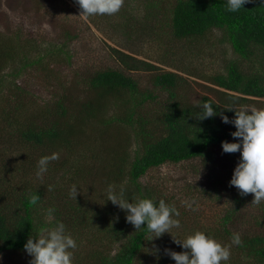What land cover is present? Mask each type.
Returning a JSON list of instances; mask_svg holds the SVG:
<instances>
[{
	"label": "trees",
	"instance_id": "16d2710c",
	"mask_svg": "<svg viewBox=\"0 0 264 264\" xmlns=\"http://www.w3.org/2000/svg\"><path fill=\"white\" fill-rule=\"evenodd\" d=\"M73 2L79 8L76 0ZM154 14L165 22L167 33L175 40H197L218 29L235 57L225 63L222 72L201 75L190 66L187 69L170 64L171 69H165L108 46L111 57L119 65L92 72L85 82L88 94L83 101L70 103L66 97H61L42 126L26 121L20 124L24 126L21 129L16 125L15 109H5L2 114L8 117L7 123L16 126L14 132L19 140L40 157L71 149L83 134V122L91 119L101 120L104 126L115 123L131 128L137 145L134 153L131 155L130 148L120 144V148L114 150L113 161L110 159L108 165L99 164L105 171L107 185H120L125 199L132 203L137 198L153 199L157 204L163 199L178 210L179 216L173 218L180 221V227L149 241L154 234L147 230L146 225L136 231L126 221V211L112 203L98 206L94 186L87 185L83 190V184H78L82 177L80 173L83 174L90 166L86 162L78 164L82 160L81 155L77 157L73 153L69 161L66 157L51 161L48 167L56 165L59 170H64L59 181L47 180L35 188L24 178L29 165H13L5 171L7 177L0 179L2 184H9L2 187L0 183V257H6L9 264H15V261L10 262L11 255L29 256L24 245L29 237H38L41 227L62 222L77 245L76 235L97 221L99 241L106 247L103 251L86 254L76 252V248L70 249L73 264H176L165 250L187 251L173 239L183 241L195 231L203 232L224 246H231L230 259L221 264H264V200L259 205L251 204L253 195H241L238 189L230 186V180L214 183L209 190L205 188L202 193V190L197 192L206 196L204 202L198 195L194 196V201L173 197L156 184L148 185L141 181L151 169L182 161H197L204 170L218 166L222 155L237 160V163L240 161L239 151L225 153L222 150V141L239 143L240 138L231 136L236 128L232 123H223L220 114L233 120L234 111L226 110L230 106L264 108V0H251L236 12L227 10V0H158V3L147 0L144 15L151 17ZM83 25L85 28L78 27L74 32L64 31L67 40L71 41L79 36V31H85L86 25ZM170 46L173 45L161 47ZM16 59V46L2 39L0 74ZM39 60L40 56L28 60L24 54L21 66L25 68ZM17 72L12 75L17 76ZM141 76L145 79L144 87L139 83ZM192 77L203 80V83ZM23 90L13 84L7 92L13 94ZM4 100L7 103V99ZM109 100L114 101L116 114L104 117ZM198 101L209 102L217 115L198 120L202 111L197 106ZM7 104L9 108L10 104ZM147 106L156 114L139 112L140 108ZM32 158L37 163L40 159L35 155ZM2 168H6L3 161ZM67 170L71 175L64 178ZM16 171H19L17 176L14 175ZM214 175H205V178L216 180ZM50 185L53 186L51 191L48 190ZM73 185L80 192L75 199L70 195ZM222 185H226L228 190L225 198L218 192ZM31 194L40 197L36 205L29 204ZM50 208L54 212L49 218L47 210ZM233 233L240 234L241 245L232 244ZM111 245L116 247L114 252L107 248Z\"/></svg>",
	"mask_w": 264,
	"mask_h": 264
},
{
	"label": "rangeland",
	"instance_id": "374dc122",
	"mask_svg": "<svg viewBox=\"0 0 264 264\" xmlns=\"http://www.w3.org/2000/svg\"><path fill=\"white\" fill-rule=\"evenodd\" d=\"M156 1L158 3V0ZM144 3H147V0H124L118 13L93 15L85 20L79 16L81 10L73 0H0V43L2 39L9 40L17 48L16 62L0 74V179L7 177L8 173L5 171L10 170L13 165H19L17 167L29 165L24 178L32 188L42 185L47 180L59 181V175L64 170H59L56 165L48 167L42 177L37 176L38 163L32 156L41 158V155L33 152L19 140L14 132L16 126L7 123L8 117L3 116V110L15 109L17 126L26 121L39 126L44 125L49 112L61 97H66L67 102L70 103L85 99L88 94L85 82L92 72L109 66L118 67V63L109 53V47L146 59L165 69H171L170 64L187 69L190 66L201 75L222 72L225 63L235 57L218 29H213L208 35L197 40L170 38L165 22L161 21L160 17L155 14L151 17L144 15ZM83 24L86 25L85 31H79L78 37H74L71 41L67 40L64 31L74 32L78 27L83 29L85 28ZM163 45L173 46L163 48L161 47ZM172 51L173 53L170 54L169 52ZM24 54L28 60L37 59L39 56L40 60L37 64L27 65L24 68L21 66ZM159 60L162 62L160 63ZM16 71H18L17 76H13L12 73ZM133 73L143 75L141 72ZM192 78L203 83L201 79ZM144 80V76L139 79L142 87ZM13 84L24 90L13 94L7 92L9 86ZM198 88L200 90L201 87ZM4 99L10 104L9 108ZM139 112L156 114L155 110L152 111L148 106L144 109L140 108ZM113 113L116 114V107L114 101L109 100L106 102L103 116L110 117ZM67 116L69 119L70 116ZM23 127L21 126V129ZM82 128L83 134L79 137V142L69 150L60 151L58 160L61 159L60 157H66L69 161L73 153L77 157L81 155L82 160L78 164L86 162L90 166L83 174L79 172L82 177L79 178L78 184H83V190L87 185L94 186L99 201L98 206L110 205L111 202L107 201L109 186L111 185L116 191L122 187L115 184L107 185L105 171L99 164L108 165L110 159L113 161L114 150L120 148V144H126L124 146L130 148L131 155L134 153L137 145L134 144L132 130L123 124L113 123L104 126L97 118L83 122ZM233 157L236 158L234 155ZM23 160L25 163L22 164ZM2 161L6 168H2ZM197 163V161H182L163 165L149 170L141 181L148 185L156 184L173 197L194 201V196L198 195L204 202L206 196L201 195L203 190L205 188L209 190L214 183H226L227 180H231L237 160L222 155L218 166L208 170L202 169ZM69 171L65 172L64 178L71 175ZM18 174L19 171L14 172V175ZM212 174H215L213 179L216 180L205 178V175ZM1 185L7 187L9 184L3 182ZM199 191L201 193L197 194ZM227 191L226 185L219 186L218 192L223 194L224 198L227 196ZM91 198H89L90 204H92ZM219 203L222 207L220 200ZM87 204L91 208L89 202ZM98 223V221L93 223L76 235V252L86 254L103 251L106 246L99 241ZM238 230L243 231L241 228ZM107 248L112 252L116 250L114 245ZM230 251L232 252V249ZM31 259V256H10V262L15 261V264H30ZM0 264H9L8 259L4 256L0 257Z\"/></svg>",
	"mask_w": 264,
	"mask_h": 264
},
{
	"label": "clouds",
	"instance_id": "9594fccd",
	"mask_svg": "<svg viewBox=\"0 0 264 264\" xmlns=\"http://www.w3.org/2000/svg\"><path fill=\"white\" fill-rule=\"evenodd\" d=\"M249 2L251 0H227V10L236 12ZM76 3L81 9L79 16L87 20L93 15L118 13L124 0H76ZM197 106L202 108L198 120L217 115L209 102L198 101ZM226 110L234 111L235 118L229 120L226 115L220 114L221 120L225 124H234L236 131L230 134L234 138H240L239 143L221 142L223 152H240V161L234 168L229 184L238 189L241 195L252 194L251 204L259 205L264 200V108L230 106ZM58 159L59 154L55 152L42 156L38 161L37 176L42 177L49 163ZM52 188L50 185L48 190L51 191ZM78 194L80 192L78 193L76 185H73L70 190L71 197L75 199ZM39 200V195L31 194L29 204L36 205ZM107 201L126 211V221L132 224L136 231L141 229L142 225H146L147 230L154 234L149 241L180 227V221L173 218L179 216L178 210L175 206L166 204L163 199L159 200L158 204L148 198H137L136 202L132 203L125 199L123 189L117 193L110 185L107 190ZM53 212L54 209L47 210L49 216ZM173 241L187 250L182 252L165 250L176 264H221L222 261L230 259V245L224 246L201 231L187 235L183 241L177 239ZM231 241L237 246L242 244L239 233H233ZM76 246L74 238L66 232L65 225L57 222L51 227H41L38 237H29L24 249L32 257L30 264H73V253L70 249H75Z\"/></svg>",
	"mask_w": 264,
	"mask_h": 264
}]
</instances>
